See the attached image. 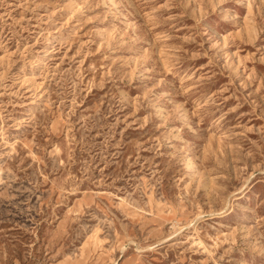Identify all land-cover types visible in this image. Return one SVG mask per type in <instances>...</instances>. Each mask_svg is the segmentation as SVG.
<instances>
[{"label":"rangeland","instance_id":"1","mask_svg":"<svg viewBox=\"0 0 264 264\" xmlns=\"http://www.w3.org/2000/svg\"><path fill=\"white\" fill-rule=\"evenodd\" d=\"M0 264H264V0H0Z\"/></svg>","mask_w":264,"mask_h":264}]
</instances>
